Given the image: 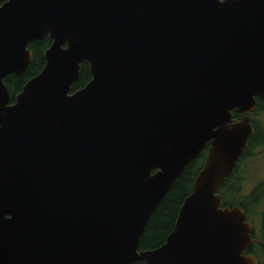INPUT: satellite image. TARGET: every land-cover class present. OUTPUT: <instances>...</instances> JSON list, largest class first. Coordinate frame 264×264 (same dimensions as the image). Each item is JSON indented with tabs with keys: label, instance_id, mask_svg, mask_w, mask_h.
I'll list each match as a JSON object with an SVG mask.
<instances>
[{
	"label": "water",
	"instance_id": "95a60500",
	"mask_svg": "<svg viewBox=\"0 0 264 264\" xmlns=\"http://www.w3.org/2000/svg\"><path fill=\"white\" fill-rule=\"evenodd\" d=\"M45 34L44 67L9 104L3 79ZM255 97L264 0H0V264H258L244 209L218 192ZM207 142L164 242L139 250Z\"/></svg>",
	"mask_w": 264,
	"mask_h": 264
},
{
	"label": "trees",
	"instance_id": "16d2710c",
	"mask_svg": "<svg viewBox=\"0 0 264 264\" xmlns=\"http://www.w3.org/2000/svg\"><path fill=\"white\" fill-rule=\"evenodd\" d=\"M50 39L47 36H44L41 40L31 42L29 44V48L32 51V59L30 64L28 65L26 72L23 76H15L13 74L8 75L4 78V82L10 90L11 95L13 96L14 92L20 89L22 83H24L29 77L35 75L43 66L44 60L42 58L43 51L49 46ZM91 78V73L89 71V67L86 61L81 63L79 69L78 79L71 85V89L75 90L77 88H81L85 85V83ZM258 97H256L257 99ZM259 111H264V101L262 99H258ZM233 117L239 118V114L232 110ZM253 116V115H252ZM260 129V126H258ZM262 129V128H261ZM260 129V130H261ZM264 132V129H262ZM256 128V132H257ZM264 136V134H263ZM260 144L264 146V138L261 139ZM198 162V159H194L189 163L187 169L176 179L175 183L168 191L160 205L153 212L149 221L143 231V234L140 238L139 242V250L152 249L160 244H162L165 240L166 235L172 229L179 207L183 201V199L190 193L192 188V182L195 175V166L194 164ZM227 181L223 183V188H220L219 193L222 195V205L223 206H240L241 200H244L241 197H234L232 194L227 193L225 191V185ZM262 195L254 196V199L251 201L253 205H258L260 202ZM249 197H247L248 199ZM245 199V200H247ZM249 210V207H248ZM262 212L260 216H263ZM250 214V210H249ZM251 252L256 255L260 260H258V264H264V258L260 256L258 249H261L258 245H252ZM257 250V251H256ZM264 251V249H261ZM262 258V259H261ZM133 264H144L143 261H136Z\"/></svg>",
	"mask_w": 264,
	"mask_h": 264
},
{
	"label": "flooded vegetation",
	"instance_id": "af4514ba",
	"mask_svg": "<svg viewBox=\"0 0 264 264\" xmlns=\"http://www.w3.org/2000/svg\"><path fill=\"white\" fill-rule=\"evenodd\" d=\"M44 36H47L48 38H49V35L48 34H45ZM43 36V37H44ZM42 37V38H43ZM41 38V39H42ZM41 39H39V40H41ZM50 39V38H49ZM35 41H38V40H35ZM31 42H34V41H29L28 42V44H27V48L31 51V49L28 47L29 46V44L31 43ZM51 42H52V39H50V44H49V46L51 45ZM48 46V47H49ZM63 46H65V45H63ZM47 47V48H48ZM46 48V49H47ZM45 49V50H46ZM44 50V51H45ZM44 51H43V53H44ZM31 53H32V51H31ZM43 53H42V58H43V60H44V64H43V66H42V68L44 67V65H45V59H44V57H43ZM31 59H32V57H31ZM31 62V61H30ZM30 62H29V64H30ZM84 62V61H83ZM82 62V63H83ZM28 64V65H29ZM88 64V63H87ZM81 65V64H80ZM28 67V66H27ZM41 68V69H42ZM27 69V68H26ZM41 69L35 74V75H37L40 71H41ZM79 69H80V67H79ZM25 72H26V70H25ZM24 72V73H25ZM24 73H23V75H24ZM11 75V74H10ZM23 75H21V76H23ZM35 75H33V76H35ZM16 76V75H15ZM33 76H31V77H33ZM7 77V76H6ZM19 77V76H18ZM31 77H29L27 80H29ZM78 79V78H77ZM26 80V81H27ZM25 81V82H26ZM89 81V80H88ZM87 81V82H88ZM3 82H4V79H3ZM25 82L24 83H22V85H21V87H20V89L19 90H17V91H13L14 92V94H13V96L11 95V93H10V90H9V88L7 87V85H6V83L4 82V84L6 85V87H7V89H8V92H9V94H10V100H9V104H12V103H14L15 102V95L22 89V87H23V85L25 84ZM86 82V83H87ZM74 83V82H73ZM72 83V84H73ZM85 83V84H86ZM83 87V86H82ZM77 89H79V88H77ZM76 90V89H75ZM71 91H74V90H72L71 89ZM258 99H259V97L256 99V97H255V100H256V103H255V110H253V111H250V112H248V113H246L249 117H250V122H251V124H252V128H253V131H252V133H251V135L249 136V138H248V141H247V146H246V148H245V150H244V152L241 154V156L239 157V159L237 160V162H236V165L233 167V170L231 171V173L229 174V175H227L226 177H225V179H224V182L225 181H227V184L225 185V191L227 192V193H230V194H232L234 197H241V198H243L244 200L245 199H247V197H249L248 199H247V204H246V202H244V200H241V204L240 205H242V208L244 209V211H245V213H246V220L247 221H249L251 224H252V231H251V236H252V238H253V242L249 245V246H247L246 248H245V250L243 251L244 253H252V254H254L253 253V251L251 252V249L252 248H250V247H252V245H258V246H260L261 247V249H264L257 241H260V242H262V243H264V213H263V216L261 217L260 216V214H259V216H260V218H261V226H260V228H259V233H260V237H257L256 236V234H255V228H254V226H253V222H251L250 221V219H249V210H248V205H251V206H254L253 205V203L251 202V201H253V200H250V199H254L253 197L254 196H257V195H264V180H256V181H251L252 182V184L251 185H253L255 182V184L253 185V186H248L247 185V189H246V191H247V193H245V192H242V188H241V186H240V184H241V182L243 183V182H246L247 181V175H246V173L245 172H243V165L242 164H244V165H247V163H248V161L249 160H253V158H257L258 157V155H259V152H260V150L264 147L263 145H261L260 144V141H261V139H263L264 138V136H263V134H264V132H263V130L262 129H264V128H262L261 129V127H260V129H258L259 127H258V125H257V121H256V119L252 116V115H254V116H256V115H258L259 113H264V111H259V109H258V103H259V101H258ZM261 99V98H260ZM263 100V99H262ZM264 101V100H263ZM239 114V113H238ZM240 117H242V114H239V118ZM256 128H257V132H256ZM209 146H210V143L209 142H207V144H206V146H205V148L200 152V154H199V156L198 157H196V158H194V159H198V162H196L195 164H194V166H195V175H194V179H195V177H196V175L198 174V172L201 170V168H202V165H203V163H204V160H205V158H206V156H207V152H208V148H209ZM193 159V160H194ZM193 160H191V161H193ZM191 161L189 162V163H191ZM187 166H189V164L187 165ZM187 166H186V168L183 170V172L187 169ZM246 168H247V166H246ZM182 172V173H183ZM181 173V174H182ZM180 174V175H181ZM179 175V176H180ZM194 179H193V181H194ZM223 182V183H224ZM223 183L221 184V186H220V188H223ZM220 188H219V190H220ZM250 188V189H249ZM219 190H218V192H219ZM223 206V205H222ZM255 255V254H254ZM256 256V255H255ZM257 258V257H256ZM257 260H258V258H257Z\"/></svg>",
	"mask_w": 264,
	"mask_h": 264
},
{
	"label": "rangeland",
	"instance_id": "374dc122",
	"mask_svg": "<svg viewBox=\"0 0 264 264\" xmlns=\"http://www.w3.org/2000/svg\"><path fill=\"white\" fill-rule=\"evenodd\" d=\"M253 117L256 119L257 125L260 126L261 128H264V113H259L256 116L253 115ZM242 165L244 169L243 172H245L248 177H247V181L243 183L241 182L240 186L242 188V192L247 193L246 191L247 185L250 187L256 183L255 182L253 185H251L253 181L264 180V147L260 150L257 158L255 157L253 158V160H249L247 165L244 164ZM244 202H246L247 204V200H244ZM248 207L250 210L249 219L251 222H253L256 236L260 237L259 228L261 226V218L259 214L264 212V195L261 197L258 205L255 206L248 205ZM258 252L260 253V256L262 255L261 257L264 258V251L258 249ZM258 260L260 259L258 258Z\"/></svg>",
	"mask_w": 264,
	"mask_h": 264
}]
</instances>
